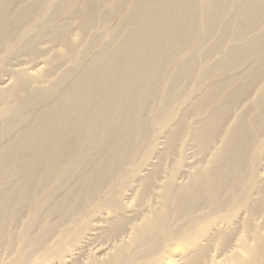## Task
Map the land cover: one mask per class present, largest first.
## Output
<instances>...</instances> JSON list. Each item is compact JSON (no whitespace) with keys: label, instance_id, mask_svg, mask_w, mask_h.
<instances>
[{"label":"bare ground","instance_id":"6f19581e","mask_svg":"<svg viewBox=\"0 0 264 264\" xmlns=\"http://www.w3.org/2000/svg\"><path fill=\"white\" fill-rule=\"evenodd\" d=\"M16 1L0 2V49L4 45L11 49L10 41L20 42L37 27L27 22L30 16L14 14ZM36 1L31 12L45 2ZM129 1L84 0L81 14L94 12L93 26L102 28L101 38L86 40L80 52L69 47L70 66L56 79L50 77L55 66L49 71L40 67L37 72L22 68L13 74L20 78L18 84L0 87V245H21L7 259L0 258V264H26L37 251L49 249L52 237L72 246L69 264H77L83 250L93 245L97 229L106 225L96 222L78 245L80 235L74 236L72 225L90 205L101 202L106 189L137 160L156 123V117L145 112L157 100L169 104L175 88L185 87L198 69L202 70L198 71V97L177 117L165 149L154 152L162 162L167 160L181 135L189 131L200 150L207 154L214 150L212 160L183 183L169 178L160 206L129 229L123 216V193L105 197L101 204L112 212L106 214L109 219L98 222L114 226L112 232L104 228L114 243L111 250L97 248L89 264H134L156 256L168 241L184 238L199 222L203 227L183 247L184 264H204L207 246L201 241L210 243L216 237L228 241L238 225L250 227L245 212L264 209V182L257 170L247 173L246 169L248 162L256 169L255 150L262 147L254 137L264 112V96L240 115L224 145L216 147L234 106L249 96L252 82L264 78V0H134L125 11V27L110 28L119 3ZM66 3L70 9L63 11H71L78 0ZM48 21L42 25L49 26ZM258 31L244 41L247 33ZM230 37L233 43L227 46ZM102 38L110 42L101 46ZM90 44L100 49L84 61ZM217 52L225 55L212 62ZM202 62L211 65L202 68ZM237 67L253 71L249 76L244 72L225 76ZM248 78L251 83L245 85ZM28 84L32 90L17 97ZM229 87L232 99L223 103ZM189 112L204 115L199 126L189 123ZM152 154L153 150L139 160L123 187L135 179L148 192L161 172L159 165L148 163ZM256 194H261L258 199L253 198ZM243 209L244 216L241 213L238 218ZM111 213L115 216L109 217ZM22 214L34 221H20ZM18 222L20 231H16ZM36 226L41 228L39 238L31 236ZM242 245L249 249V257L238 256L239 264H264V236L258 235L252 248L245 241ZM190 246H196L195 250Z\"/></svg>","mask_w":264,"mask_h":264},{"label":"rangeland","instance_id":"374dc122","mask_svg":"<svg viewBox=\"0 0 264 264\" xmlns=\"http://www.w3.org/2000/svg\"><path fill=\"white\" fill-rule=\"evenodd\" d=\"M83 2L84 0H78L77 5L73 7L71 11L69 10V12L63 11L70 9L67 6L66 0H45L44 3L41 2L36 12H31L30 9L37 4L36 0L16 1L14 9L16 13L14 14H18L19 16L23 17H25V15L26 17L30 16L28 19L29 21L27 22H32L37 27L34 31L24 34V38H22L23 40L20 42L15 43V40L10 41L9 43L11 45L9 46H12L11 49H7L6 45L0 49V87H9L15 82L18 84L20 82V78L17 75L13 76V74L18 72V69L21 70L22 68L37 72L40 67L44 71H49L51 66H55L50 77L56 79L70 66V62L67 61L69 58V47H74L77 52H80L81 50L85 49L86 40L92 42L96 38H101L102 28L93 26L95 25L93 24L94 12L89 11L85 15L81 14L83 11ZM133 4L134 0H130L127 5L124 3H119L117 9L113 13L111 20L109 21V27L116 30L120 25L125 27V11ZM51 18H53L52 22L49 20ZM46 21L51 23L49 26L44 27L42 24ZM63 29L64 34L62 32ZM256 33H259V31L255 33H247L244 41L246 42L250 40L255 36ZM18 36L19 35H15L14 37ZM109 42L110 38H102L101 46H104ZM232 43L233 38L230 37L227 41V46L231 45ZM89 48L90 53L87 57H85L84 61L89 60L90 57L100 49V46H97L96 44H90L88 46V49ZM224 55L225 52H217L212 56L211 60L212 62H216ZM202 63V68H208L211 65L209 62ZM198 71L202 72L201 69L196 70L194 77L185 87L180 85L175 88V96L169 104H167L168 102L165 103L163 100H157L152 105L151 111L149 112L148 109L145 112V114L149 113V117L155 116L156 123L153 127L152 135L140 150L137 160L124 168L125 170H123L122 176H119V178L114 181V184L106 189L105 194L101 198V202L98 200L96 204L90 205L83 214L79 215L76 223L72 225L74 227L73 229L75 230L74 236L80 235L79 241L76 245H78L79 242L81 243V240L84 238V236L94 230V224L96 222L98 224L103 223L106 225V227H99V229H97L98 233L95 236L93 235L94 237L92 236L94 238L92 240L93 245L87 250L84 249V252L76 259L75 263L89 264L90 256L93 255V252L97 248H102L103 250L106 247H109L108 250H111L112 244L114 242L112 241L111 233L106 234L104 232V228L109 229L110 232H112V230L115 228L112 224L104 223L102 221L98 222L100 218L102 220L109 219L105 218L106 214L108 212H112L110 207L101 204L104 202L105 197L108 195L116 196L119 193H123L122 200H124L125 204V212L123 216L126 218L125 226L127 229H129L128 227H130L132 224L137 223V221L140 223L144 218H146L148 215H151L152 212L160 206L162 202V189L169 178L171 179L172 177V179L176 180L177 182L183 183L188 180V176L190 174H193L197 170L207 166L212 160L215 153L214 150H212V152L209 154H207V151L205 150H200L197 143L190 136L189 131L181 135L175 153L169 156L167 160L162 162L161 156L154 152V149H157L155 150L156 152H161L165 149V143L167 139L166 137H168V133L175 129L174 126L175 123H177V117L181 116L182 112L190 107L194 103L195 98L198 97L199 94L196 89L198 88V82L201 77V74ZM251 71H253V68L245 69L244 67H237V69L235 68L225 76H229V74H235L237 72H244L246 76H249ZM259 79L252 82V84L255 85L249 96L236 104L232 112L229 114L225 125H223V128L219 133V139L216 142L217 148H221L224 145L223 140H225L228 131L238 123L240 115L246 113L248 109H250L253 104L259 100L260 97L264 96V78L260 80ZM248 81L245 85H247V83H251V81ZM28 86L26 85L24 90L20 91L17 97H21V95L23 97L27 95L28 92L32 90V87L29 84ZM231 92V87L225 90L224 96L222 97L223 103L231 101L233 96V93L231 94ZM175 114L176 117H174ZM188 115H190L188 121L193 126H199V120L203 119L204 117V115L201 117L194 116L196 114L191 112H189ZM258 115L259 113H257V117ZM170 116L171 118H169ZM250 116H254V113L252 112ZM256 125L258 128L254 138H257V141L262 143V147L259 148L258 146L255 150L254 155H257L258 157L256 169L255 165H252L250 162L246 164V169L247 173L257 170L260 179H262L264 182V112L260 114V118ZM151 150H153V154L148 157V163L159 165L157 167H160L159 169L161 172L160 175L152 179V183L148 192H146L144 189L145 184L140 185L135 179L132 181L133 183L127 187H123V180H126L130 177L132 170L138 165L139 160L145 158ZM142 173L143 172H141V174ZM101 193H104V191ZM260 195L256 194L253 196V198L255 197L258 199ZM244 211L245 209L241 210V212L238 214L240 217L238 218H241V213ZM244 214L245 219L249 220L250 227L248 229L240 224L236 227L228 241L224 240L223 238L216 237L213 238L211 241L212 243H207L205 241L200 242V244L202 243V246H207L206 261L204 264H239L237 261L239 259L237 258L238 256L241 258L249 257V249L244 247L242 242L245 241L247 245L252 248L256 245V237L258 235L264 236V209L256 213L245 212ZM244 214L242 213V216H244ZM113 216L115 215L112 213L109 214V217ZM30 217V215L22 214L21 217H19V220L21 221L22 219V221L25 220L24 222H28L30 219L31 221H34L33 218ZM218 219L220 218H217V220ZM46 223L47 222H44V224ZM202 227L203 222H199L196 227L188 233L190 236L186 235L184 238V235L174 237L164 245L165 247L161 250L160 254L153 257H147L143 259L140 258L139 261L135 262L134 264H184L186 259L183 247L185 246L186 242L188 243L191 239L195 238V235ZM16 228V231L21 230L22 226L20 225V222L16 224ZM34 229L32 230L31 236L33 238H39L41 236V228L36 226ZM178 242L180 245H178ZM171 243L172 245H169ZM92 247L94 250H92ZM195 247L196 246H190L189 249L194 251ZM20 248L21 245L19 243H15L12 247H10L9 244H1L0 258L7 259L9 255L13 254ZM49 249L44 252L37 251L33 257L27 259L26 264L70 263L71 256H73L72 253L74 252V249L70 244L63 246L61 243L56 242L54 237H52V240L49 243Z\"/></svg>","mask_w":264,"mask_h":264}]
</instances>
